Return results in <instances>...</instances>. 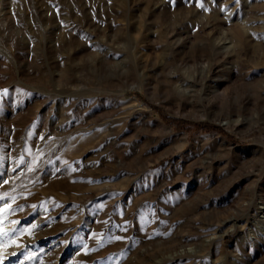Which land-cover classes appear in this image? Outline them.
I'll list each match as a JSON object with an SVG mask.
<instances>
[{
    "label": "rangeland",
    "instance_id": "rangeland-1",
    "mask_svg": "<svg viewBox=\"0 0 264 264\" xmlns=\"http://www.w3.org/2000/svg\"><path fill=\"white\" fill-rule=\"evenodd\" d=\"M260 202L264 0H0L2 264H264Z\"/></svg>",
    "mask_w": 264,
    "mask_h": 264
},
{
    "label": "bare ground",
    "instance_id": "bare-ground-1",
    "mask_svg": "<svg viewBox=\"0 0 264 264\" xmlns=\"http://www.w3.org/2000/svg\"><path fill=\"white\" fill-rule=\"evenodd\" d=\"M159 126V125H158ZM160 126H161V129L164 131H168L167 130V128H166V126L165 125H163V124H160ZM164 131V132H165ZM184 140V139H183ZM257 210H259L258 211V215L256 216V219L254 220L256 223H258V222H263L264 221V204H263V202L261 203L260 202V206L258 207V209Z\"/></svg>",
    "mask_w": 264,
    "mask_h": 264
},
{
    "label": "snow or ice",
    "instance_id": "snow-or-ice-1",
    "mask_svg": "<svg viewBox=\"0 0 264 264\" xmlns=\"http://www.w3.org/2000/svg\"><path fill=\"white\" fill-rule=\"evenodd\" d=\"M33 227H35V225H33ZM0 264H2V261H0Z\"/></svg>",
    "mask_w": 264,
    "mask_h": 264
}]
</instances>
